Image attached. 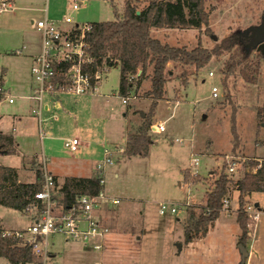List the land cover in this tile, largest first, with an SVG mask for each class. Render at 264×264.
<instances>
[{
    "label": "rangeland",
    "instance_id": "obj_1",
    "mask_svg": "<svg viewBox=\"0 0 264 264\" xmlns=\"http://www.w3.org/2000/svg\"><path fill=\"white\" fill-rule=\"evenodd\" d=\"M139 1L143 7L148 0ZM11 2L12 8L0 11V83L16 98L11 104L7 99L0 102V132L17 135L20 150L18 154L5 156L3 161L15 166L19 179L24 182L35 180L36 169L41 165L44 170V161L48 171L62 161L66 168L61 169V173L99 175L104 179L105 196L110 200L107 204L100 203L95 211L108 213L111 232L123 233V223L131 220L143 228L142 232L129 236V242L116 243L100 251L63 234H50L48 248L54 252V258H50L48 264H103L100 254L105 250L128 252L132 258L129 260L134 264H242L237 261L238 257L241 261L237 241L242 234L236 219L238 191L231 192L228 209L220 213L201 239L188 245L184 227L190 211L199 215L205 204L206 191L219 174L224 170L232 175L226 168L225 156L240 158L243 162L232 175L238 179L245 170L244 162L248 157L264 154V59H260L256 84L247 82L240 75V66L234 74L226 76L223 73L229 54L212 58L198 70L194 66L188 67L186 84L179 77L183 67L174 68L170 64L174 75L166 82V99L159 102L152 119V125L162 123L166 129L158 133L149 131L152 144L146 156L130 157L115 150L116 146L124 148L123 140H127L128 131H136L150 105V100L142 95L149 89L148 79L142 82L136 98L123 102L119 94V66H108L96 93L59 94L63 107L56 111L57 119L43 123L44 129L49 128L51 134L41 137L34 121L23 132L27 118L18 123L14 116L19 113L26 117L37 107L35 100L20 97L30 94L32 62L28 54L40 51L41 45V33L32 21L46 17L60 20L65 16L78 23L114 20L123 12L126 0ZM75 2H81L78 10L71 8ZM204 5L209 11L211 33H205V27L202 30L163 28L165 30H155L154 35L162 41L187 48L195 47L200 39L211 48L230 34L248 35L259 27L264 15V0H205ZM164 31L168 33L165 37ZM214 35L217 39H213ZM249 45L252 51L249 50L248 59L259 60L257 48L251 42ZM210 72L214 74L210 75ZM3 73L6 79H3ZM213 86L218 88L217 97L213 96ZM43 102L53 107V97L49 94L44 95ZM42 117H47L46 111ZM233 120L240 136L237 147L231 133ZM75 137L79 138L80 144L71 152L65 142ZM104 148L113 152L112 163L100 171L97 165L104 159ZM194 157L198 158L197 164ZM75 160L81 161L79 169L67 165ZM186 169L200 174L203 181L187 182ZM64 181L65 178L57 177L58 190ZM114 199H119V203H113ZM248 201L261 202L256 208L260 212L259 219L264 220V192H254ZM161 203L174 205L177 211L167 210L161 215ZM35 212L33 208L23 212L0 204V223L6 228L26 229L34 223ZM123 258L127 260V256ZM0 264H7V258L0 257Z\"/></svg>",
    "mask_w": 264,
    "mask_h": 264
},
{
    "label": "trees",
    "instance_id": "obj_2",
    "mask_svg": "<svg viewBox=\"0 0 264 264\" xmlns=\"http://www.w3.org/2000/svg\"><path fill=\"white\" fill-rule=\"evenodd\" d=\"M205 0H148L143 7L142 1L126 0L124 10L116 15V19L93 21V29L88 33L89 51L96 64L106 61L108 66L120 67L119 94L126 97L130 92L138 94L144 80H149V89L142 95L150 100V105L143 122L136 131H128L124 152L127 156H146L152 144L149 133L152 119L160 101L165 100L166 82L174 75V68L183 67L180 78L183 84L188 83V67L197 70L204 67L212 58L229 54L224 62L223 73L234 74L240 66V75L249 83L256 84L260 73V59L264 55L258 51L257 61H250L249 50L252 47L249 35L230 34L207 47L199 39L193 48L177 46L162 41L153 33L163 28L198 29L205 27V33H211L209 11L204 5ZM138 11H140L138 13ZM249 45L248 50L245 47ZM252 51V50H251ZM109 59V61H107ZM225 83V82H224ZM227 84V82H226ZM231 133L237 145L240 136L234 120ZM235 147V149H236ZM0 150L2 154H18L17 143L12 134L0 132ZM1 155V154H0ZM244 162L245 170L238 179L224 172L215 179L213 186L206 191L205 204L201 206L198 216L189 212L188 223L185 224V241L192 242L203 237L224 209V200L229 198L233 190L238 191L239 206L237 222L242 234L238 243L245 245L250 238L251 219L245 211L248 197L254 192H264V157H248ZM40 165V164H39ZM185 180L193 183L203 181L198 173L184 170ZM43 170L36 169V178L32 182L19 179L18 169L0 163V204L6 207L28 211L34 205L37 211L42 210V203L35 194L41 190ZM57 182V181H56ZM104 189L103 177L69 176L61 185L59 195L65 209L71 207L77 196L81 194L99 195ZM5 228L0 223V257H5L8 264L42 263L31 247L22 245L21 239L15 235L3 236ZM14 231V230H11Z\"/></svg>",
    "mask_w": 264,
    "mask_h": 264
},
{
    "label": "built area",
    "instance_id": "obj_3",
    "mask_svg": "<svg viewBox=\"0 0 264 264\" xmlns=\"http://www.w3.org/2000/svg\"><path fill=\"white\" fill-rule=\"evenodd\" d=\"M81 2L73 3L71 8L78 10ZM12 8L10 0L0 1V11ZM41 36L40 51L33 57L31 65V92L27 96L30 100L37 102V107L32 109L33 116L38 120L40 136H48L50 132L44 129L42 117L43 111H51L49 119H57L49 103L43 102V97L49 94L53 97V105H61L59 94L86 95L98 91V86L103 79L108 64L103 62L96 64L95 58L89 51L87 42L88 33L93 29L92 22L78 23L70 16H65L60 20L46 17L37 21H32ZM210 75L214 74L212 72ZM213 96H218V88L213 86ZM7 89L0 83V102L7 99L8 103L14 102ZM136 98L135 92H130L123 97V102L128 103L130 99ZM166 127L162 124L151 125L152 132H163ZM41 136V137H43ZM126 143V140H124ZM80 140L78 137L66 140L65 146L71 152L78 149ZM117 152H124L125 146H116ZM113 152L104 148V159L98 163L97 169L102 171L106 164L112 163ZM227 170L233 174L237 165L242 166L240 158L225 156ZM195 164L198 158L194 157ZM44 161L42 188L35 194L36 199L40 200L43 207L37 211V206L32 208L36 210V219L34 223L23 230L11 231L8 228L3 231V236L15 235L21 239L22 245H31L33 252L41 258V264H48L52 258L48 248V236L50 234L60 233L68 239L82 242L85 246L91 247L95 251L104 248V239L110 232V228L103 225L95 215V207L100 203H108L109 197L102 193L99 195L81 194L76 197L75 202L65 209L62 199L59 195V188L54 174L46 170ZM113 203H119V199H114ZM229 200H224V209H228ZM31 208V209H32ZM223 209V210H224ZM169 210L175 213L177 208L174 205L161 203L159 213L164 215ZM245 211L251 219L249 226L253 225L258 218L259 213L255 203L247 202Z\"/></svg>",
    "mask_w": 264,
    "mask_h": 264
},
{
    "label": "crops",
    "instance_id": "obj_4",
    "mask_svg": "<svg viewBox=\"0 0 264 264\" xmlns=\"http://www.w3.org/2000/svg\"><path fill=\"white\" fill-rule=\"evenodd\" d=\"M10 2H11V0H10ZM11 4H12V2H11ZM87 22H93V21H87ZM163 30H165V29H163ZM156 31L154 30L153 33H155ZM164 32H165V35H164V37H165L168 33H166L167 31H164ZM38 52H37V50L36 51L34 50L33 52L28 54V56L31 58V62H32L33 57ZM3 79H6L5 73H3ZM31 86H32V80H31V83H30V86H29L30 92H31ZM28 95H21L20 97L25 99V100H30V99L27 98ZM62 103H61L60 106L59 105H53L52 109H53V111L55 113H56V111H59V110L62 109V107H63ZM43 112H45V111H43ZM47 113H49V114H47ZM50 113L52 114L51 111H46V116L47 117H45V121L44 122H46L48 120H53V119H49V117L51 116ZM56 115H57V113H56ZM14 116H15V118H17L19 120V121L17 120L18 123H20L22 121V118H27V119H25V122H26L25 127L26 128L23 129V132L27 130V127L29 125H32L33 121L35 122L36 129L39 132L38 120L33 116L32 113L29 112L28 115H25L26 117H23L24 114H19V113H15ZM12 129L16 130V127H13ZM46 130H48L50 132L49 128H47ZM8 134H12V133H8ZM12 135L14 136L15 141H17L16 140V136L17 135H15V134H12ZM18 145H17V148H18V150H20ZM21 153H25V152L21 151ZM34 153H36V152H34ZM34 153H28V154H34ZM7 155H14V154H1L0 155V163L4 164V165L12 166V165L8 164V162H4L3 161V158L5 156H7ZM255 157H264V154H260V155H257ZM80 162L81 161H79V160L78 161L75 160V161H71L67 165H70V166H72V167H74L76 169H79L78 167H81V166H79ZM64 168H66V167L64 166V163L61 161V163H59L58 166H56V163H55L54 167L50 168L49 171H52V173L55 175L56 181H57V177H58V179H64L67 176L68 177L69 176L93 177V174H91V173H88V174H66V172L61 173L60 172L61 169H64ZM103 194L105 195L104 189H103ZM238 195H239V193H238ZM231 203H232V201H231ZM256 203L259 204L258 206H261V202L260 201H258ZM104 204H107V203H104ZM260 209H262V207H260ZM106 210H108V209H106ZM95 215H96V217L99 219V221L103 225H106V226H108L110 228V232L108 233V235H106V239L104 241L106 243V245L104 246V249H106L107 246L115 245L116 243H121V242L127 241V240L131 239V238H129V236L132 237L133 234L143 231V228L141 227L140 223L136 222L135 220H131V221H129V223H123V225H122L123 233L114 232V231L111 232V219H109L108 213L107 212H105V213L104 212H100L99 210H97V211H95ZM4 228H6V227L4 226ZM8 229H11V230H23L25 228H23V229H21V228H8ZM250 229H251L250 238L248 239V241L245 244V246H247L246 249L248 250V256H247V258L245 260V264H264V220H261V219L258 218V220L255 222L254 226L252 228H250ZM239 233L241 234V231ZM201 238L202 237L197 238V240H199ZM127 242H129V241H127ZM187 244L191 245L192 242H188ZM50 255H51V257L54 258V252H52V250L50 251ZM125 256H127V260L123 258ZM130 257H131V254L128 253V252H126V253H124V252L121 253L120 251L119 252H116V251H114V252H111V251L106 252V250H105L103 253L100 254V261L103 264H134L133 262H131V260H129V259H132ZM237 261L241 263L239 257H238ZM33 263L40 264V263H37V262H33ZM7 264H8V260H7Z\"/></svg>",
    "mask_w": 264,
    "mask_h": 264
},
{
    "label": "water",
    "instance_id": "obj_5",
    "mask_svg": "<svg viewBox=\"0 0 264 264\" xmlns=\"http://www.w3.org/2000/svg\"><path fill=\"white\" fill-rule=\"evenodd\" d=\"M140 11H138L139 13ZM251 39V43L254 44V47L257 48L258 51H260L264 55V15L262 18V22L260 23L259 27L256 30H252L248 34ZM213 39H217V37L214 35ZM109 61V59H107ZM143 116L145 114L143 113ZM3 152L0 150V154ZM258 203H255V206L258 207ZM247 246H244L243 244H239L240 252H241V263L245 264V260L248 256V250L246 249Z\"/></svg>",
    "mask_w": 264,
    "mask_h": 264
}]
</instances>
